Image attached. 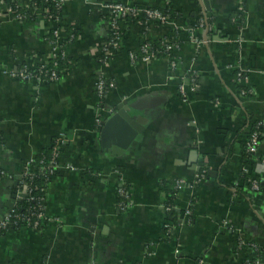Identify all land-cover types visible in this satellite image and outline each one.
I'll return each instance as SVG.
<instances>
[{"label":"crops","instance_id":"1","mask_svg":"<svg viewBox=\"0 0 264 264\" xmlns=\"http://www.w3.org/2000/svg\"><path fill=\"white\" fill-rule=\"evenodd\" d=\"M9 1L0 0V168L7 174L0 179V216L18 199L23 164L51 150L60 135L64 142L45 186V218L38 228L0 229V264H264V0H242L241 16L238 0H64L59 23L77 35L65 42L69 73L41 84L2 71L26 56L37 65L50 52L43 39L48 23L39 15L12 19ZM110 3L169 9L184 27L204 14L212 35L196 29L204 41L196 49L182 31L171 68L166 57H139L143 40L162 42L171 26L128 23L120 50L102 65L110 15L102 6ZM68 38L62 29L61 40ZM238 65L246 79L240 85L232 80ZM99 73L115 83L102 101ZM192 74L198 77L191 90ZM121 105L142 128L123 148L118 140L127 133L121 138L112 128L103 137L96 122ZM254 128L263 140L245 162ZM202 166L204 179L192 185ZM252 178L262 187L250 188ZM179 179L186 184L175 190Z\"/></svg>","mask_w":264,"mask_h":264},{"label":"built area","instance_id":"2","mask_svg":"<svg viewBox=\"0 0 264 264\" xmlns=\"http://www.w3.org/2000/svg\"><path fill=\"white\" fill-rule=\"evenodd\" d=\"M64 0H58L59 6L58 8L61 10V4ZM242 0H238V10L236 16H241L242 13ZM16 4L17 7L21 6L17 0H10L9 3L6 4L7 12L11 16L12 19L26 21L20 13H18L15 9L12 8V5ZM109 10L110 15L107 17V23L109 27V34L105 42H103L101 46V54L99 57V63L102 65H106L110 59L114 56L115 52L119 47L120 36L122 35V27L120 25V21H124L126 15H130L135 19L140 20V23L145 25L148 22H155L163 25H169L173 29V32L168 34L161 42L163 45V49L160 56L166 57L169 60V65L171 68H174L177 64V50L179 49V38L180 33L183 31L188 39H190L194 44L196 49L204 44V41L201 38H197L194 35V31L196 29H204L207 32L213 30L211 23H208L207 17L202 14L195 21V25L191 27H184L180 24H177L173 19H171L168 15L160 12L156 8L151 7H136V6H128L120 3H110L104 4L102 6ZM36 9V8H35ZM32 13L36 16L39 15L43 21L48 23L49 27L46 29L43 35L44 41H46L50 47L49 55L46 56L45 59H40V62L37 63L33 61V58L25 57L24 60L19 62V65L15 69H5L2 70L3 73L8 74L9 76L20 79L23 81L35 82L37 84L41 83H52L61 78H64L69 73V60L67 58L65 49V43L61 40V30L62 25H60L58 19H53L49 14V11L46 8H42L41 10H33ZM37 17V16H36ZM144 41V40H143ZM157 53L153 48L148 44L140 45V56L143 61H149L150 59L157 57ZM135 57L133 54H130V58L133 60ZM57 58H61L64 60L65 67L57 70ZM236 70L235 75L232 80L235 84L240 85L243 81L245 82L244 69L241 67L235 66ZM197 75L192 74L188 77L189 81V89H194L197 85ZM115 87V83L104 77L103 74H98L95 78V92L100 101L108 94V92ZM179 93L185 97L186 96V86L184 84H180ZM246 94L244 89H240V95L243 96ZM101 118L97 117L96 122L100 124ZM260 131L257 128H254L250 131L247 140H246V152L255 153L257 146L259 144ZM64 142L63 135H60L58 139L54 142L51 149V157L49 160L39 159L36 160L32 158V160L27 161L23 164L22 172L18 181L21 180V184H18L17 187L22 189L23 193L26 194V197L32 202H34V206L28 208L26 214H20L16 211L15 207L10 210L8 214L2 216L0 219V229H4L10 226L23 225L30 228H38L40 226V222L45 218L44 214V196H37L32 194V186L29 183L28 179H32L36 176H43L45 178H49L53 175L58 169V157H59V145ZM63 167L65 168H73L71 164H66ZM206 167H198V169L194 172L192 178V185L199 184L206 175ZM7 176L6 172L0 168V179H5ZM250 185L253 190H257L259 188V182L257 179H250ZM186 182L183 179H179L175 183V190H179L184 187ZM46 184L41 186V191L46 192ZM36 189L35 187L33 188ZM119 195H124L125 191L123 188H118L117 190ZM32 194V195H30ZM24 199V198H22ZM21 199V200H22ZM191 201H188L183 210V218L187 221V217L192 213V205ZM249 248H253L252 245H248ZM152 250L148 248L146 253L150 256L152 254ZM256 261V260H255ZM201 263V262H200Z\"/></svg>","mask_w":264,"mask_h":264},{"label":"trees","instance_id":"3","mask_svg":"<svg viewBox=\"0 0 264 264\" xmlns=\"http://www.w3.org/2000/svg\"><path fill=\"white\" fill-rule=\"evenodd\" d=\"M58 6H59L58 0H30V4L28 7H22V6L17 7L16 4H13L12 8L15 9L21 15H23V17L26 21L33 22V21H35V19L37 20V17L32 13V11L36 10V9L41 10L42 8H46L49 11V14L51 15V17L53 19L60 20V9L58 8ZM156 9L159 10L160 12L168 15L171 19H173L175 17V13L171 12V10H169V9H165V8L164 9L163 8H160V9L156 8ZM136 21H140V20L135 19L130 15H126L124 21H122V22L120 21V25L122 27V30L125 29V27H127L128 23H133ZM207 22L210 23V21H207ZM62 29H64L66 31V33L69 32V38L62 41L64 43L77 36L76 32L70 26H63ZM209 33L211 34V32H209ZM142 44L150 45L153 48V50L158 52L157 56L161 55L163 45L160 41L152 42L150 40H144V41H142ZM68 60H70V59H68ZM65 66L66 65L64 63V60L61 58H57V70L59 71L60 69L64 68ZM259 140H263V137L260 136ZM0 144H1V142H0ZM252 156H253V153L246 152L244 161L245 162L250 161L252 159ZM50 157H51V150H48L45 154H41V155L36 156L35 159L36 160H39V159L49 160ZM243 178L247 179V175H244ZM47 180H48V177L45 178L43 176H36V177H33L32 179H28L29 183L32 186L31 187L32 188V194L45 197L44 192L41 191V186L43 184L45 185L47 183ZM259 185H260V183H259ZM248 186L251 188L250 182L248 183ZM34 187L36 188L35 190L33 189ZM260 187H262V185L259 186V188ZM236 192L238 194L244 195L241 188H238V189L236 188ZM32 194H30V195H32ZM169 197H167V201H166L167 204L169 202H171V197L170 198ZM34 205H35L34 202L30 201L27 197V198L22 199V201L16 205L15 209L18 213L23 215V214H26V211L28 208H31Z\"/></svg>","mask_w":264,"mask_h":264},{"label":"water","instance_id":"4","mask_svg":"<svg viewBox=\"0 0 264 264\" xmlns=\"http://www.w3.org/2000/svg\"><path fill=\"white\" fill-rule=\"evenodd\" d=\"M204 5L207 8L206 1H204ZM135 120L136 119H132V118H130L127 115L125 107L123 105H121L120 107H118V111L116 113H113L110 117L101 120V122H100V125H101V129H100L101 136H103V137L105 135L107 136V133L112 128H116L117 131H119V133H120L119 137H121V138H125L124 136L127 133V139L118 140V147L123 148V147L127 146L128 142H131V140L138 133H140L142 131V128L137 126V124H136V123H141V122H139L141 120H136V121ZM119 133H118V135H119ZM115 150L118 151V149H115ZM257 163L261 164V161L258 160ZM15 194H17L16 198H18V199H15L14 196H13V199H11L10 201H8L5 204L7 209L5 210V212L3 213L2 216H5L6 214H8L10 212L11 209H13V207H14V205L16 203L15 201H20L22 198L26 197V194L23 193L22 189H20L19 187H16ZM2 216H0V219H1Z\"/></svg>","mask_w":264,"mask_h":264},{"label":"rangeland","instance_id":"5","mask_svg":"<svg viewBox=\"0 0 264 264\" xmlns=\"http://www.w3.org/2000/svg\"><path fill=\"white\" fill-rule=\"evenodd\" d=\"M199 17V16H198ZM197 17V18H198ZM121 37H122V35L120 36V40H119V47H118V51L120 50V48H121ZM135 57H133V60H135L136 58H137V54L135 55V54H133ZM140 57V59H141V56H139Z\"/></svg>","mask_w":264,"mask_h":264}]
</instances>
